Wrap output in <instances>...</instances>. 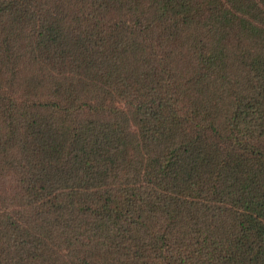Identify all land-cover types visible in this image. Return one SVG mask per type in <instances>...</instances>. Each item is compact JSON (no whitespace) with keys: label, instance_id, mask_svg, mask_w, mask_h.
<instances>
[{"label":"trees","instance_id":"16d2710c","mask_svg":"<svg viewBox=\"0 0 264 264\" xmlns=\"http://www.w3.org/2000/svg\"><path fill=\"white\" fill-rule=\"evenodd\" d=\"M0 264H264V0H0Z\"/></svg>","mask_w":264,"mask_h":264},{"label":"rangeland","instance_id":"374dc122","mask_svg":"<svg viewBox=\"0 0 264 264\" xmlns=\"http://www.w3.org/2000/svg\"><path fill=\"white\" fill-rule=\"evenodd\" d=\"M17 180L15 176H8L5 180L0 182V189L3 192H11L17 187Z\"/></svg>","mask_w":264,"mask_h":264}]
</instances>
